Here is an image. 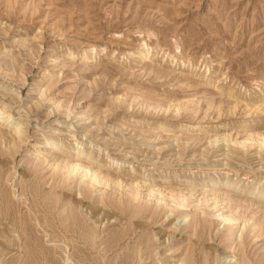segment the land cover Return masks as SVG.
I'll use <instances>...</instances> for the list:
<instances>
[{
    "label": "rangeland",
    "instance_id": "374dc122",
    "mask_svg": "<svg viewBox=\"0 0 264 264\" xmlns=\"http://www.w3.org/2000/svg\"><path fill=\"white\" fill-rule=\"evenodd\" d=\"M0 91L22 130L12 155L0 143V194L9 204L0 223L12 244L0 264H170L171 256L180 264L184 249L193 252L187 264H202L194 213L210 226L202 242L218 251L211 264H256L263 254L248 226L264 216V0H0ZM49 137L58 152L41 155L49 159L42 165L37 148ZM54 153L112 179L77 208L96 250L63 226L66 211L44 204L83 197L82 175L60 186ZM114 158H122L117 167ZM130 181L145 183L135 217L118 199ZM182 194L187 206L173 208ZM92 208L98 215L88 219ZM99 209L113 217L94 229ZM216 212L239 220L230 233ZM125 230L117 250L102 251ZM133 248L149 258L132 263Z\"/></svg>",
    "mask_w": 264,
    "mask_h": 264
},
{
    "label": "bare ground",
    "instance_id": "6f19581e",
    "mask_svg": "<svg viewBox=\"0 0 264 264\" xmlns=\"http://www.w3.org/2000/svg\"><path fill=\"white\" fill-rule=\"evenodd\" d=\"M0 93H1V91H0ZM1 96L2 97H4L5 96V94H4V92H2L1 93ZM14 121H15V118H14V116L13 115H11V114H9L7 111H5L4 110V107L3 106H1L0 105V143H4V142H6L7 144H8V148H9V154H11L13 151H15L16 149H17V142L20 140V135H19V133H21L20 132V128L17 126V125H14ZM242 124V123H241ZM245 124V123H244ZM250 124V123H249ZM236 127V126H235ZM249 127H251L250 125H249ZM196 128H198V125L196 126ZM22 131V130H21ZM54 136V135H53ZM245 136V135H244ZM250 136V135H249ZM249 136H247V137H249ZM256 136V135H255ZM253 136H251V138H252ZM22 139V138H21ZM216 139V138H215ZM219 139V138H218ZM249 139V138H248ZM254 139V138H253ZM253 139H249L251 142H252V140ZM263 140H264V136H263V138H262ZM247 141V140H246ZM254 141V140H253ZM59 142V141H58ZM58 142L56 143L55 141H54V139L52 138V137H49V138H45L44 139V141L43 142H40L39 143V147L37 148L39 151H41V152H38V154L40 155V157H41V164L43 165V163L44 162H46V161H48L49 159L47 158V157H42L41 155H43L44 153H46L47 151H54V150H56V148L58 147ZM216 142V141H215ZM250 142V143H251ZM249 143V142H248ZM249 143V144H250ZM6 144V145H7ZM6 145H4V146H6ZM74 145H79V141L78 142H75V144ZM10 148L12 149V150H10ZM54 152H58V151H54ZM75 152H77V154H79V149L77 150L76 149V151ZM15 154V153H14ZM13 154V155H14ZM48 154V153H47ZM50 154V153H49ZM48 154V155H49ZM12 155V154H11ZM73 155V154H72ZM45 156V155H44ZM87 156H89L88 154H87ZM39 157V156H38ZM39 157V158H40ZM66 156H63V155H58V154H56V153H54V156H53V158L52 159H50V162L52 161V164H50V163H47L48 165L50 164V167H52L53 168V171L57 174H59L60 173V175H61V180H60V186L61 187H64L63 185H66V186H70V185H72V181L77 177V176H79V175H82V177L81 178H83L84 180H80L79 181V186H80V189H79V194L82 196L83 195V197L79 200H73V201H70V200H67L66 198H64V197H62V198H60L59 196H55V198H54V201L53 200H51V198H49V197H46V198H44L43 199V201H44V204L46 205V207L48 208V209H53L54 207H56V209L58 208L57 207V205H59L61 208H62V213L64 212V211H66L65 213V215H64V218H63V226H65L66 227V229L68 228V226H66L68 223H70L71 224V227H70V230L72 231V232H74L75 234H73V235H77L78 236V238L79 239H81V240H84V242L86 243V245H87V248H91V249H93V250H96L97 249V243H96V236H95V231H93L91 228L92 227H90V228H87V227H85V226H83L82 225V223H80L81 222V217H80V214L77 212V208L78 207H81L82 206V204H83V200L86 198V195L88 194V193H90L91 192V189H93V187H98V186H107L108 187V183L110 182V181H112V179L111 178H109V175H103L101 172L100 173H98L97 174V171H99L97 168H91V167H93V165L92 164H90L89 162H87V160H82L81 158H79L78 156H74V157H71V160H69V159H66L65 158ZM69 157V156H68ZM37 159V158H36ZM84 159V158H83ZM121 160H122V158H121ZM121 160L120 159H118V160H115V158H114V160H112V162H111V164L112 165H114L115 167H117L118 165H120L119 163H121ZM126 161V160H125ZM49 162V161H48ZM38 163H40V160L38 161ZM87 163L89 164V165H92V166H89V165H87ZM40 164V165H41ZM45 164V163H44ZM1 165V164H0ZM41 165V166H42ZM45 167V166H44ZM1 168V167H0ZM96 169H97V171H96ZM55 174V176H57ZM113 175V174H112ZM24 176V175H23ZM116 176V175H115ZM245 177V176H244ZM78 178V177H77ZM38 179H39V177H38ZM54 179H56V178H54ZM114 179H116V181H114V182H116V183H119L121 180H120V178H119V176L117 177L116 176V178H114ZM122 179V178H121ZM76 180V179H75ZM127 180V179H126ZM132 180V179H131ZM136 180V179H135ZM38 181H40V180H38ZM77 181V180H76ZM129 181V180H128ZM137 181V180H136ZM204 181V180H203ZM74 183H76V182H74ZM140 184H141V181L139 182ZM139 183H136V182H134V181H130L129 182V186H127L128 188V190H126L125 192H126V194L125 195H122V196H120V197H118V199H119V202L120 201H122V203L124 202H126L130 207H133L134 208V212L133 213H137V211L139 210V207H140V205H139V203H138V201H139V198H141V196H140V186L141 187H143V185L145 184V183H143V184H139ZM112 184H114L113 182H112ZM38 185H40V182H39V184ZM76 185V184H75ZM115 185H117V184H115ZM121 185V184H120ZM119 185V186H120ZM126 185V184H125ZM113 186V185H112ZM72 187V186H71ZM106 187V188H107ZM151 187V186H150ZM54 188V190H56L55 189V186L53 187ZM68 188H70V187H68ZM99 188V187H98ZM154 188H155V186H154ZM65 189H67V187L65 188ZM147 189H148V186H147ZM152 189V188H151ZM50 190V189H49ZM53 190V189H52ZM149 190V189H148ZM212 190V189H211ZM210 190V191H211ZM57 192H58V190H56ZM56 191H55V194H56ZM94 191V190H93ZM153 191H158V189L157 190H154L153 189ZM180 191V190H179ZM210 191H207L208 193L210 192ZM214 191V190H213ZM47 192H48V190H47ZM51 192V191H50ZM149 192H150V194H149ZM147 194H149L148 196H147V198L149 197V199L151 200L152 199V197L151 196H153V194H152V192L151 191H149ZM159 192V194L161 193L160 191H158ZM190 192V191H189ZM205 192V191H204ZM216 192H217V190H216ZM215 192V193H216ZM218 192H224L225 193V191H218ZM52 193V192H51ZM164 193V192H163ZM171 193V192H170ZM174 193H176V192H174ZM177 194V193H176ZM217 194H219V193H217ZM226 194V193H225ZM52 195V194H51ZM58 195V194H57ZM121 195V194H120ZM156 195V194H155ZM163 195V194H162ZM168 195H170V194H168ZM174 195V194H173ZM228 195V194H227ZM177 196V195H176ZM213 196H214V193H213ZM221 196H222V194H221ZM225 197V199H226V195H224ZM51 197V196H50ZM151 197V198H150ZM154 197V196H153ZM155 197H157V196H155ZM158 197H160V195L158 196ZM211 197H212V195H211ZM218 197H220V196H218ZM223 197V196H222ZM228 197V196H227ZM124 198V199H123ZM163 198V197H162ZM171 198V197H170ZM186 198V197H185ZM184 198V196H183V194L182 195H178V198L176 199V201L175 200H173L172 199V206H173V208L175 207V208H180V207H185V206H187V205H184L183 206V202H185V204H187L186 203V201H187V199H185ZM216 198H217V196H216ZM216 198H214V199H216ZM228 199H230L229 197H228ZM124 200V201H123ZM160 201H162V199H159ZM171 200V199H170ZM177 200L181 203H179V202H177ZM220 200V199H219ZM221 200H223V199H221ZM234 200V199H233ZM232 200V201H233ZM85 201V200H84ZM216 201V200H215ZM217 201H218V199H217ZM231 201V202H232ZM235 201V200H234ZM164 202H166V201H164ZM224 202V201H223ZM226 202V201H225ZM221 203V202H220ZM236 203V202H235ZM238 203V202H237ZM241 203V202H240ZM246 202H244L243 204L244 205H247V203L245 204ZM251 203V202H250ZM140 204H141V202H140ZM205 204H207V207H208V203H205ZM242 204V205H243ZM120 205H121V202H120ZM124 205V204H123ZM257 205H260V204H257ZM9 204H8V202L5 200V198H3V195L2 194H0V214H3V216L5 217V216H7L8 215V213H9ZM230 206V205H229ZM228 206V207H229ZM241 206V205H240ZM239 206V207H240ZM254 206V205H253ZM59 207V208H60ZM249 207H250V204H249ZM262 207V206H261ZM89 208V207H88ZM97 208V207H96ZM106 208V207H105ZM241 208H243L242 206H241ZM264 207H262V209H263ZM98 209V208H97ZM184 209V208H183ZM210 209V208H209ZM213 209V208H212ZM246 209V208H245ZM247 209H248V206H247ZM262 209H260V211L262 210ZM100 210V209H99ZM107 210V209H106ZM176 210V209H175ZM263 211V213H264V210H262ZM98 212H100L99 213V218H97V219H95L94 220V223H93V227H94V229L96 228V225L97 224H101L104 220H108L109 218H112L113 216H112V214H111V217H108V213H106V211L105 210H100V211H98ZM128 212V211H127ZM194 212H197V211H194ZM257 211H255V213H256ZM97 212H95V210H94V208H92V210H89V218L88 219H91V218H94V217H97V215H98V213L96 214ZM132 214L131 215V217H135L137 214ZM157 213V212H156ZM217 213V212H216ZM252 213H254V212H252ZM255 213H254V215H255ZM181 217L180 218H186V214H184V213H180L179 214ZM110 216V215H109ZM215 216V215H214ZM61 217V212H60V214H59V218ZM116 217V216H115ZM130 217V218H131ZM216 217H217V219H221L226 225H228V228L226 229V231H227V233L229 232H231L232 231V229H233V226L239 221L237 218H235L233 215H231V214H229V215H221V214H218L217 213V215H216ZM254 217L255 216H252V219L251 220H253L254 219ZM1 218V217H0ZM29 218V217H28ZM118 218V217H117ZM7 219V218H6ZM5 219V220H6ZM120 219V218H119ZM2 220V219H1ZM7 220H9V219H7ZM121 220V219H120ZM116 221V220H115ZM122 221V220H121ZM243 221V220H242ZM242 221H241V223H242ZM83 222V221H82ZM202 222V220L201 219H199V217L194 213L193 214V220H192V222L191 223H189V226L192 228V235H196V232H197V228L199 227L200 228V232L198 233V236L196 235V237H197V239H198V243H200L201 244V246H200V248H199V253L201 254V256H202V258H203V260H202V264H211L210 263V261L211 260H213L214 259V261H216V258H218V251L217 250H214L213 249V246L212 245H209V244H204L202 241V237L205 235V233L207 234H209L210 233V226H207V225H205L203 222ZM8 224H10V222L8 223ZM47 224V223H46ZM13 225H15V223L13 224ZM50 225V224H49ZM85 225V224H84ZM188 225V224H187ZM92 226V225H91ZM139 226V225H138ZM140 226H141V224H140ZM139 226V227H140ZM144 227H145V225H143ZM98 227V226H97ZM89 229V230H88ZM136 229V228H135ZM65 230V229H64ZM126 231V230H125ZM225 231V232H226ZM71 232V233H72ZM128 231H126V232H121L119 235H118V238H116L115 240H112V241H110L109 239L107 240V242L106 243H108L103 249H102V251H104L105 253H107V252H112L114 249H116L117 247H119V244H120V242L124 239V238H126L127 236H128V233H127ZM173 232V231H172ZM69 233H70V231H69ZM159 233H160V231H159ZM248 238L250 239V241H254V242H262V249H263V254L262 255H257L255 258H258L257 259V262H256V264H264V216L262 217V218H258V219H255V221H253L252 222V224L251 225H249L248 226ZM161 235V234H160ZM0 237H1V239L3 240V241H0V253L1 252H4V251H6V252H9L10 250H9V248H10V246L12 245L11 244V235H10V233L8 232V230H7V228H5L3 225H2V223H0ZM160 237V236H159ZM177 237V236H176ZM169 238H172L171 236L169 237H167L166 238V240H168V241H170L169 240ZM172 240V239H171ZM110 241V242H109ZM209 241V240H208ZM44 242V241H43ZM206 242V241H205ZM196 243V241L195 242H193V245ZM209 243V242H208ZM11 244V245H10ZM103 244H105V243H103ZM164 244H165V241H162L161 243H159V245L158 246H161V247H163V249H164ZM188 245L190 246V242H188ZM80 246V245H79ZM195 247H196V245H194ZM193 246V247H194ZM143 248H144V246H143ZM120 249V248H119ZM189 249H190V247H189ZM117 250V249H116ZM145 250V249H144ZM143 250L140 248V249H135V248H133L132 249V253L130 254L131 256H130V258H129V260L132 262V263H134V260H135V258L134 257H136V258H142V257H145L144 259H148L149 258V254L148 253H146V254H143V252L145 253V251H143ZM99 252V251H98ZM45 253V252H44ZM182 261L180 262V264H187V261H189V259L190 258H192V260H193V257H192V250L190 249V250H183L182 251ZM238 253L240 254V256H241V259H243V258H247L246 257V255H245V244H244V241L243 240H241L240 241V243L238 244ZM2 254V253H1ZM0 254V255H1ZM43 254V253H42ZM46 254H47V252H46ZM225 254V253H224ZM44 255V254H43ZM51 255L52 256H54V252H53V254L51 253ZM46 257H47V255H46ZM46 257H45V260H46ZM166 257V256H165ZM224 257L225 258H232V260H233V258L235 257L234 255H232V254H226V255H224ZM166 258H173V261L172 262H170V264H177V262H175L174 261V258H176L175 256H171V257H166ZM213 258V259H212ZM71 259V258H70ZM69 259V257L68 258H66L65 260H66V263L65 264H67V262H68V260H70ZM42 260V259H41ZM43 260H44V258H43ZM48 260H50V258L48 259ZM244 260H246V259H244ZM213 261V262H214ZM41 262V261H40ZM46 262V261H45ZM231 261H229L228 262V264H231L230 263ZM243 262V261H242ZM47 263H49V262H47ZM169 263V262H168ZM42 264H44V263H42ZM189 264H191V262L189 263ZM192 264H194V263H192Z\"/></svg>",
    "mask_w": 264,
    "mask_h": 264
}]
</instances>
